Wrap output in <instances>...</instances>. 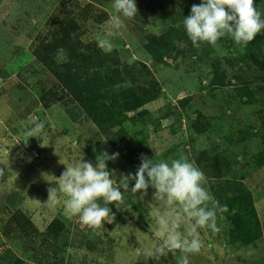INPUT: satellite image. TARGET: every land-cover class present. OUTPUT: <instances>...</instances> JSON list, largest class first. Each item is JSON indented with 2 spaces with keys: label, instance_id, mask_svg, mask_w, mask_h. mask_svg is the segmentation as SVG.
Returning a JSON list of instances; mask_svg holds the SVG:
<instances>
[{
  "label": "rangeland",
  "instance_id": "374dc122",
  "mask_svg": "<svg viewBox=\"0 0 264 264\" xmlns=\"http://www.w3.org/2000/svg\"><path fill=\"white\" fill-rule=\"evenodd\" d=\"M112 3L0 0V169L4 170L0 176V264H181L178 250L159 261L148 258L158 244L151 187L146 193H132L135 181L130 180L125 203L108 205L113 221L106 220L95 229L70 216L62 201L46 203L47 189L57 186L55 177L65 165L83 156L95 166L97 155L104 151L118 153L115 160L107 161L117 183L122 174H135L143 155L167 162L185 157L204 173V187L219 206L225 205L220 192L228 181L247 185L260 222L255 244L232 240L231 215L228 210L218 212L219 231L200 230L201 250L187 254L188 264H264V29L247 46L237 45L226 35L215 45L203 42L197 48L188 38L158 62L146 50L145 41L172 21L143 11L125 19V26L112 38L110 54L121 64L144 65L159 92L120 118L129 137L124 139L114 135L117 125L106 123L104 130L99 129L74 109L35 52L41 41H48L70 19L79 27L84 44L96 43L97 35L108 30ZM200 3L173 0L176 11L187 16L191 6ZM254 5L264 18V0H254ZM53 59L60 61L59 56ZM34 117L45 127L26 143L27 122ZM135 153L140 157L133 160ZM16 209L23 211L38 233L22 235L10 228L8 220ZM53 219L65 227L57 239L47 242L45 228ZM249 249L254 250L250 257L246 256Z\"/></svg>",
  "mask_w": 264,
  "mask_h": 264
},
{
  "label": "clouds",
  "instance_id": "9594fccd",
  "mask_svg": "<svg viewBox=\"0 0 264 264\" xmlns=\"http://www.w3.org/2000/svg\"><path fill=\"white\" fill-rule=\"evenodd\" d=\"M112 8L114 14L108 21V30L96 37L97 47L105 53L113 50L112 38L125 26L124 20L135 17L138 12L135 0H113ZM182 23L186 35L197 48L203 42L215 45L226 35L237 45L247 46L264 29V18L254 0H201L199 5L191 6L190 14ZM58 54L66 55L63 48L58 49ZM44 127V122L37 117L28 121L26 143L28 138L38 137ZM117 156L118 153L109 155L104 151L97 155L95 166L84 161L83 156L74 163L64 164L65 170L55 177L57 186L47 189L46 203L62 201L70 216H78L84 225L95 229L102 227L106 220L108 223L113 221L114 214L108 205L125 203L130 180L135 181L130 189L132 193H146L151 187L154 189L151 204L158 244L148 252V258L159 261L178 250L182 254L181 264H188L187 254L201 250L200 230L218 232L217 214L226 212L227 206H219L204 187V173L183 156L167 162L142 155L135 174H122L119 183L107 168V161L115 160ZM3 175L4 170L0 169V176ZM101 200L103 204L98 203ZM252 255L254 250L249 249L246 256Z\"/></svg>",
  "mask_w": 264,
  "mask_h": 264
},
{
  "label": "trees",
  "instance_id": "16d2710c",
  "mask_svg": "<svg viewBox=\"0 0 264 264\" xmlns=\"http://www.w3.org/2000/svg\"><path fill=\"white\" fill-rule=\"evenodd\" d=\"M135 3L138 12L166 15L172 21L159 34L148 35L145 41L146 50L152 58L161 62L172 55L180 42L188 39L182 23L187 15L176 11L173 0H135ZM78 29L74 19L68 20L48 41H41L36 47V55L50 68L61 96L68 97L74 109L78 108L86 114L99 129H103L106 123L109 127L117 125L119 128L114 135L125 139L128 134L120 118L156 98L159 92L157 81L149 70H143L146 69L144 65L121 64L116 55L103 52L96 43L84 44ZM61 48L66 55L58 54ZM57 56L60 57L59 62L53 59ZM68 115L76 119L71 111ZM137 154L131 156L133 160L140 157ZM226 184V187H221L220 194L232 218L230 237L242 245L255 244L261 231L252 193L240 181H228ZM8 223L12 230L22 235L39 232L20 209L11 212ZM64 227L62 221L53 219L45 228L47 242L57 239ZM56 262L50 264H59Z\"/></svg>",
  "mask_w": 264,
  "mask_h": 264
}]
</instances>
